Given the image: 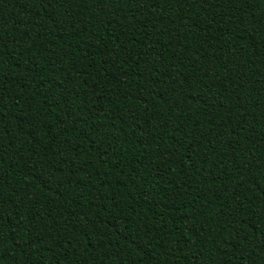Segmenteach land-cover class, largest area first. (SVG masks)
Wrapping results in <instances>:
<instances>
[{
    "label": "trees",
    "instance_id": "trees-1",
    "mask_svg": "<svg viewBox=\"0 0 264 264\" xmlns=\"http://www.w3.org/2000/svg\"><path fill=\"white\" fill-rule=\"evenodd\" d=\"M0 264H264V0H0Z\"/></svg>",
    "mask_w": 264,
    "mask_h": 264
}]
</instances>
